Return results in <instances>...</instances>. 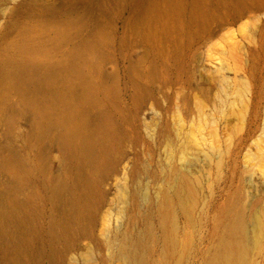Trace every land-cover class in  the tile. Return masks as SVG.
I'll use <instances>...</instances> for the list:
<instances>
[{"label": "bare ground", "instance_id": "obj_1", "mask_svg": "<svg viewBox=\"0 0 264 264\" xmlns=\"http://www.w3.org/2000/svg\"><path fill=\"white\" fill-rule=\"evenodd\" d=\"M30 1H16L11 15L17 23L7 22L0 36V120L12 126L16 114L26 113L27 140L37 145L26 164L0 156L8 174L0 177V264H59L65 248L92 236L105 197L101 185L116 166L117 142L137 116L147 77L157 70L155 64L146 73L139 62L128 67L124 86L130 102L120 103L119 83L99 75L102 57L116 40L110 25L115 20L97 19L102 10L122 20L126 35H119L120 41L137 34L161 57L166 42L192 39L213 15L206 0H57V6L38 13L27 8ZM241 5L236 0L234 9ZM127 6L131 12L125 17ZM263 26L258 18L256 27ZM91 49L98 53L94 61L87 54ZM52 149L60 153L58 173L50 171L46 158ZM135 171L128 174L132 180L138 179ZM161 171L143 227L136 232L124 227L111 238L124 264H170L187 249L178 235V216L188 214L193 189L186 174ZM136 192H128L124 181L123 201L136 205ZM222 231L204 264H247L256 235L244 214L232 211Z\"/></svg>", "mask_w": 264, "mask_h": 264}, {"label": "rangeland", "instance_id": "obj_2", "mask_svg": "<svg viewBox=\"0 0 264 264\" xmlns=\"http://www.w3.org/2000/svg\"><path fill=\"white\" fill-rule=\"evenodd\" d=\"M16 1L0 0V36L7 22L17 23L11 15ZM32 1L35 4L30 1L27 8L34 13L58 5L57 0ZM206 1L213 8L206 29L190 40L166 42L162 57L137 34L129 33L128 43L120 41L126 27L110 11L102 10L97 18L104 24L111 17L115 20L110 25L116 40L102 57L99 75L119 83L121 104L130 102L124 83L134 63L142 64L146 73L155 64L157 70L147 77L137 116L117 142L116 166L101 185L105 197L91 238L65 248L59 264H124L111 238L124 227L129 232L143 227L144 213L155 203L153 192L163 177L161 170L170 169L186 174L193 189L188 214L178 216V235L188 246L170 264H204L234 210L241 211L249 229L255 230L247 264H264V26L256 27L258 18L264 20V0L256 1L260 4L239 0L243 6L237 9L236 0ZM129 9L125 7V17ZM87 54L93 61L98 58L94 49ZM27 117L16 114L12 126L0 120V156L30 162L37 145L31 147L27 140ZM46 158L50 171L58 173L60 153L52 149ZM132 170L138 172L134 181L128 175ZM5 176L0 168V177ZM124 181L128 192L137 191L136 205L123 201Z\"/></svg>", "mask_w": 264, "mask_h": 264}]
</instances>
